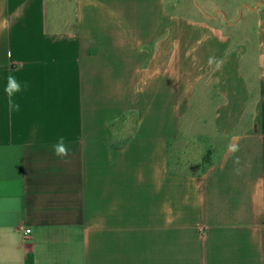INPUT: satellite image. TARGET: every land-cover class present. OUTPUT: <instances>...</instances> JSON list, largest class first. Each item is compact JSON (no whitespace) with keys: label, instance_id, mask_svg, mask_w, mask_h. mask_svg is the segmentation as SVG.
<instances>
[{"label":"crops","instance_id":"1","mask_svg":"<svg viewBox=\"0 0 264 264\" xmlns=\"http://www.w3.org/2000/svg\"><path fill=\"white\" fill-rule=\"evenodd\" d=\"M0 264H264V0H0Z\"/></svg>","mask_w":264,"mask_h":264},{"label":"clouds","instance_id":"2","mask_svg":"<svg viewBox=\"0 0 264 264\" xmlns=\"http://www.w3.org/2000/svg\"><path fill=\"white\" fill-rule=\"evenodd\" d=\"M12 90H18V85H16L14 82L10 83V88L8 89L9 92H11ZM235 147L232 148V151H235ZM57 154H63L66 155V149L63 146L58 147L57 149Z\"/></svg>","mask_w":264,"mask_h":264},{"label":"built area","instance_id":"3","mask_svg":"<svg viewBox=\"0 0 264 264\" xmlns=\"http://www.w3.org/2000/svg\"><path fill=\"white\" fill-rule=\"evenodd\" d=\"M31 234V230H26V235H30Z\"/></svg>","mask_w":264,"mask_h":264}]
</instances>
